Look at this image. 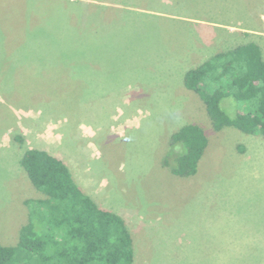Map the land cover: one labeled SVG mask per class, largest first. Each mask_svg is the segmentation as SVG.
<instances>
[{
    "label": "rangeland",
    "instance_id": "1",
    "mask_svg": "<svg viewBox=\"0 0 264 264\" xmlns=\"http://www.w3.org/2000/svg\"><path fill=\"white\" fill-rule=\"evenodd\" d=\"M162 1L0 0L5 38L21 39L30 24L43 40L79 34L99 62L60 77L63 103L82 100L84 108L67 115L25 96H46L27 51L1 53V244L18 242L24 200L39 195L19 164L25 149L39 148L64 161L100 207L123 217L133 264H264V138L214 131L203 102L182 83L204 60L193 53L252 42L264 59V0ZM46 28L59 29L57 36ZM221 106L236 114L233 98ZM186 123L201 126L208 145L197 173L183 178L161 158Z\"/></svg>",
    "mask_w": 264,
    "mask_h": 264
},
{
    "label": "trees",
    "instance_id": "2",
    "mask_svg": "<svg viewBox=\"0 0 264 264\" xmlns=\"http://www.w3.org/2000/svg\"><path fill=\"white\" fill-rule=\"evenodd\" d=\"M36 29H31L30 24L20 30L24 33L21 39L10 35L9 40L0 23V72L5 58L1 53L15 47L8 54L27 51V59L39 65L36 69L41 71L38 74L45 85L41 94H46L44 98L37 90H28L27 99H48L43 104L48 106L46 110L67 115L81 113L82 100L70 105L60 99V77L72 76L74 70L83 74L82 66L90 61L99 63L97 57L90 55V44L82 35H64L69 39L62 41L43 40ZM46 30L54 33L53 29ZM58 31L51 36H57ZM12 61L8 60V64ZM9 66L12 69L13 64ZM182 83L201 99L214 131L234 127L264 138V59L257 44L248 42L213 52L187 69ZM227 97L237 102L234 116L226 114L221 106ZM207 145L201 126L183 124L170 134L161 165L176 177H191L197 173ZM19 164L39 195L24 200L27 221L20 227L14 246L0 243V264H133V239L123 217L100 207L85 193L64 161L42 149L28 148Z\"/></svg>",
    "mask_w": 264,
    "mask_h": 264
},
{
    "label": "crops",
    "instance_id": "3",
    "mask_svg": "<svg viewBox=\"0 0 264 264\" xmlns=\"http://www.w3.org/2000/svg\"><path fill=\"white\" fill-rule=\"evenodd\" d=\"M163 3H165L166 1L165 0H163L162 1ZM167 3V2H166ZM213 53V52H212ZM211 54V53H210ZM209 54V55H210ZM203 56H205V57H203ZM208 56V55H207ZM206 55H205V52H197V53H193L192 54V57H194V58H196V59H199V58H206L207 57Z\"/></svg>",
    "mask_w": 264,
    "mask_h": 264
}]
</instances>
